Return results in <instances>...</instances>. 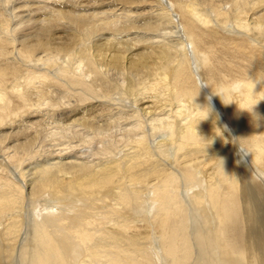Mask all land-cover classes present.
I'll return each mask as SVG.
<instances>
[{"label":"bare ground","instance_id":"obj_1","mask_svg":"<svg viewBox=\"0 0 264 264\" xmlns=\"http://www.w3.org/2000/svg\"><path fill=\"white\" fill-rule=\"evenodd\" d=\"M235 77L258 120L213 97L200 121L199 84ZM254 145L264 0H0V264H264Z\"/></svg>","mask_w":264,"mask_h":264},{"label":"clouds","instance_id":"obj_2","mask_svg":"<svg viewBox=\"0 0 264 264\" xmlns=\"http://www.w3.org/2000/svg\"><path fill=\"white\" fill-rule=\"evenodd\" d=\"M201 87L210 88L211 93L206 97L207 103L204 106L201 107L196 105V107L202 114V119L200 121L207 120L209 119L210 116L213 115L214 110L211 103L213 97H218L224 106H229L234 104L237 107L238 111L247 112L250 116H252V118L255 117L256 119H253L254 123L258 120V117L253 112V109L259 103V101L254 103L252 102L255 93L254 88L256 87V85L251 80V78H243V77L229 78L225 82L218 83L215 88L210 87L207 84V82H201L199 84V89ZM196 125L194 128L195 132H196ZM217 133H219V135H217ZM215 136H222V129L214 127V137ZM208 141L212 143V139H209ZM261 148H264V146L254 145V146H249L247 148H242L239 146V153L242 157H244L247 155H252L254 152H256L258 149Z\"/></svg>","mask_w":264,"mask_h":264},{"label":"rangeland","instance_id":"obj_3","mask_svg":"<svg viewBox=\"0 0 264 264\" xmlns=\"http://www.w3.org/2000/svg\"><path fill=\"white\" fill-rule=\"evenodd\" d=\"M209 21H210V24H209V26L210 27H213V28H218L219 26L215 23V21L214 20H212V19H209ZM174 32V31H173ZM177 34H179V33H177ZM166 44H168L169 45V47H170V50H178V48H179V41H178V37H177V35H172L171 34V42L170 43H166ZM184 45H186L185 46V54L188 56V58L189 59H193L194 61H198V59L200 58V54H195V53H193V52H190V55H189V47L187 46V41H184ZM191 62V61H190ZM207 88V87H206ZM117 93L119 94V95H122L121 94V91H117ZM112 95H113V93H111V94H109V95H106V96H104V97H108V98H110V97H112ZM215 101H216V103L218 104V102H217V99H215V98H213ZM118 100H119V98H111V102H118ZM130 101V100H129ZM128 101V102H129ZM104 104L105 105H107L108 103L107 102H104ZM129 104H131V102L129 103ZM218 106H219V104H218ZM126 109V112H128V108H125ZM109 123H111V122H109ZM108 123V124H109ZM111 124H113V125H115L116 127H115V129L113 130V132L109 129V127H108V125L107 124H105L104 125V128H105V130L106 131H108L109 133H111L113 136H114V132L117 130V127H119V125H118V123L117 124H115V123H111ZM107 137V138H106ZM108 138H110L111 139V137H108V136H104V139H102V144L101 145H103V146H101L100 145V143H98L97 144V142H96V139H97V137H95V139L93 140V142L92 143H86V142H80V145H79V153L81 152V153H83L85 156H88V155H94V154H98V153H100V151L103 149V148H106V147H108L109 145H110V139H108ZM105 142V143H104ZM107 142V143H106ZM109 142V143H108ZM107 144V145H106ZM124 146H125V143H123L122 145H121V147H117L118 149H124ZM103 147V148H102ZM105 151L103 150V153H104ZM10 173L14 176V178L15 179H18V176H17V174H16V172H15V170L14 169H11L10 170Z\"/></svg>","mask_w":264,"mask_h":264}]
</instances>
